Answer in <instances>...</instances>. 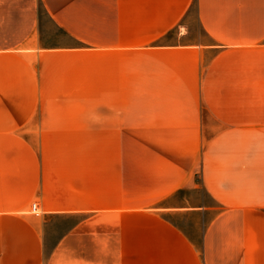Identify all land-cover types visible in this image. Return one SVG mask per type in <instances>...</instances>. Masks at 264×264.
<instances>
[{
	"label": "crops",
	"instance_id": "0c3cea01",
	"mask_svg": "<svg viewBox=\"0 0 264 264\" xmlns=\"http://www.w3.org/2000/svg\"><path fill=\"white\" fill-rule=\"evenodd\" d=\"M76 204L147 225L117 264H264V0H0V264H45Z\"/></svg>",
	"mask_w": 264,
	"mask_h": 264
},
{
	"label": "rangeland",
	"instance_id": "374dc122",
	"mask_svg": "<svg viewBox=\"0 0 264 264\" xmlns=\"http://www.w3.org/2000/svg\"><path fill=\"white\" fill-rule=\"evenodd\" d=\"M40 19L41 44L48 46L54 44H71V39L51 20L46 7L38 2ZM192 25L189 26V37L199 33L196 20L195 8L187 19ZM178 29H173L167 41H175ZM78 44V42H77ZM210 114L217 113H259V105L212 106ZM219 129L218 123L213 124ZM209 140L217 145L231 143L232 139L219 138L218 132ZM253 138L252 143L256 147ZM253 146V148H255ZM205 203L208 201L204 189L199 191ZM38 204L41 205V203ZM32 207V206H31ZM30 209L29 211H32ZM45 208L40 206L39 213L42 215ZM167 217L182 228L191 229L195 236V217L181 216L180 214H168ZM137 218L120 217L115 212L102 210L99 207L76 204L75 210L69 213L45 216L44 219V258L45 264H117L124 258L130 260L138 255V250L133 249V243L137 242L140 233L147 229V225L137 226ZM191 226V227H190ZM140 232V233H139ZM199 236V233L197 234Z\"/></svg>",
	"mask_w": 264,
	"mask_h": 264
},
{
	"label": "built area",
	"instance_id": "2783aa9c",
	"mask_svg": "<svg viewBox=\"0 0 264 264\" xmlns=\"http://www.w3.org/2000/svg\"><path fill=\"white\" fill-rule=\"evenodd\" d=\"M31 210H32L33 212H35V213H39V211H40V207H39V205H38L37 202H34V203L32 204Z\"/></svg>",
	"mask_w": 264,
	"mask_h": 264
}]
</instances>
